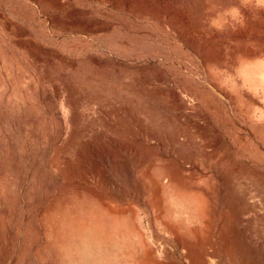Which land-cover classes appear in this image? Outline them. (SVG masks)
Listing matches in <instances>:
<instances>
[{"label": "rangeland", "instance_id": "374dc122", "mask_svg": "<svg viewBox=\"0 0 264 264\" xmlns=\"http://www.w3.org/2000/svg\"><path fill=\"white\" fill-rule=\"evenodd\" d=\"M231 2L0 0V264H264V48L180 18Z\"/></svg>", "mask_w": 264, "mask_h": 264}, {"label": "crops", "instance_id": "0c3cea01", "mask_svg": "<svg viewBox=\"0 0 264 264\" xmlns=\"http://www.w3.org/2000/svg\"><path fill=\"white\" fill-rule=\"evenodd\" d=\"M202 11L196 15L190 14L188 11L184 15L180 14V18L182 17L184 20L186 33L191 36L186 41L191 44L203 45L193 47V49L225 50L227 44L234 45V50H241L238 45L242 44L247 45L244 49L248 50L264 48V0H233L230 4L224 3L220 7L216 6V10L211 12ZM173 26H175L174 20L171 18L170 27ZM210 44L218 46L211 47ZM233 66L236 70L240 65L236 66L235 64L227 68L232 67L233 69ZM232 69L229 73L237 74L241 79L243 72ZM218 93L221 91H217Z\"/></svg>", "mask_w": 264, "mask_h": 264}, {"label": "bare ground", "instance_id": "6f19581e", "mask_svg": "<svg viewBox=\"0 0 264 264\" xmlns=\"http://www.w3.org/2000/svg\"><path fill=\"white\" fill-rule=\"evenodd\" d=\"M255 72L258 73V74H259V73L261 74V73L263 72V73H262V74H263L262 76L264 77V67H260L259 69H255ZM249 75H250V74H246L245 77L247 78ZM52 116H53V115H52ZM45 118H46V116H45ZM55 120H56V119H55ZM49 122H50V121H49ZM85 156H86V155H85ZM150 177H151V176H150ZM157 186H158V185H157Z\"/></svg>", "mask_w": 264, "mask_h": 264}]
</instances>
